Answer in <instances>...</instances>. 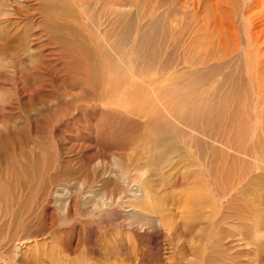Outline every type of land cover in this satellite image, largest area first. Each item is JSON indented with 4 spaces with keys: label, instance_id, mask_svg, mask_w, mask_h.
Listing matches in <instances>:
<instances>
[{
    "label": "bare ground",
    "instance_id": "bare-ground-1",
    "mask_svg": "<svg viewBox=\"0 0 264 264\" xmlns=\"http://www.w3.org/2000/svg\"><path fill=\"white\" fill-rule=\"evenodd\" d=\"M12 1L13 4L37 1V4L32 8L30 7L33 4L30 6L28 5L29 7L24 5L25 7L23 8H17L19 13L20 10L21 13L23 10L30 11V9L35 11V15L31 17L26 15V11V14L22 13L28 16L27 19L24 17L6 19L8 14L5 12L3 13L2 8L0 9V251L5 249L4 252L9 253L16 262L17 259L26 260L28 258L32 259L35 256L34 253H29L28 246L20 240V236L17 238V229L22 226L23 222H28V218L31 217L34 218L33 226L30 228H22V232L37 229L40 222L45 220L44 213L46 207H44V205L51 201L53 197V185L57 182L59 177L78 175V178H80V175L89 174L91 162L93 159L101 157V154H106L110 150L111 152L115 150L125 151L130 148L132 150V160L140 165L138 174H141L140 177H143L144 180L137 181L135 179L137 176L131 171L134 175L132 176L133 178L136 176L134 180L139 182L138 186L141 190H144L143 183L146 181L145 190L150 194L147 193L148 195H142L144 197L143 200L141 198L142 196H139L137 191L135 192L134 190L132 196L134 197V201H131L130 204L126 201L129 206L125 205V207L132 208V210L138 209L141 214H146L149 212V208H151L150 202L152 200L155 199L159 204L160 202L157 200L163 197L166 198L168 195L166 192L168 190L174 189L175 191L178 189V186L170 189V187L164 183L166 173L164 169H167L166 167L173 161L179 158H185L186 154V149L184 150L183 148L182 151H184V154L181 152L182 154L175 155L179 153V149L171 147L170 140H164L163 137L161 138L162 135L156 130L157 128H153L154 124H156V126H158V124L169 125L172 119L170 121L168 119L167 121L166 118L167 116H171L173 118L175 117L178 123L190 127V129L192 128L204 137H211L210 135H213L214 132L211 134V131L205 128L207 125H199V119L197 121L195 120V123H198V125H195L187 116L188 111H190L192 107V100L190 98L193 94L196 95V87L201 84L198 78L204 75L203 72L200 75L199 72H201V70L197 69L198 66L204 67L202 63H200L201 65L199 64V60L197 59L198 56H201L198 55L200 53L199 50L204 49V45L200 46L201 41L203 42V37L199 38L201 36H198L199 34L195 35L197 34L196 32H194V34H188V26L185 25V20L184 22L183 20H178L177 22L175 19L176 13L171 4L172 0ZM186 3H183L182 6L187 8ZM184 14L186 15V13ZM59 21L64 22L66 28L69 30L71 29L70 31H73L76 35H84L82 39L85 38L86 41L83 42V40H81L82 42H78L81 38L78 39L76 35H74V37L78 39L77 42H75L76 39L73 38L71 40L66 38L69 36L64 37L62 34L60 38H58L60 39L59 41L62 42V44H58L60 45V49L56 47L53 48L50 55H46L35 64V60L37 59L33 57L32 46H28L30 45V38L32 37L30 30H36V26H38L41 34L44 33L45 30L48 34L50 30L51 32L54 30L51 29L53 23L57 25V28L60 26V24H58ZM61 27L60 30H62ZM94 27L95 32L93 31L94 33L88 36V29H93ZM60 30L58 29V32ZM54 32L57 33V31ZM46 33L42 35H47ZM49 34L51 40L57 41L55 40V36L51 35L50 32ZM59 35L60 32L58 36ZM37 36L38 34L35 35L34 33V37L38 38ZM41 37L39 38L41 39ZM246 38L248 41V36ZM48 39L49 38H47L46 41H48ZM199 39L202 40L198 42ZM196 43L199 45H195ZM252 44L256 45V43ZM205 45V47H207V43ZM38 46L40 47L42 45L38 44ZM38 46L33 48L38 50ZM208 48L206 49L208 50ZM188 52H190L188 56H185ZM192 52H195V55H193ZM10 54H12V59L8 58ZM208 60L202 61L200 59L202 62L213 61L211 59ZM53 61L59 62L56 63L55 66H50ZM207 62L204 64L206 65L204 67L205 69L211 65L210 62L209 65ZM218 62L219 61H216L217 65H219ZM10 64L11 66L9 67ZM247 65L249 66L250 63L247 62ZM215 67L217 69V66ZM215 67L208 68V70H213ZM213 71L216 73L215 69ZM213 71H210V73H213ZM219 71L221 72V70ZM191 73L194 74L192 75ZM106 75L108 76L105 80ZM204 76H207L206 73ZM212 76L214 77V74ZM210 82H212V84L215 83V81ZM206 83L207 85L209 84L207 81ZM206 83L205 81L203 82V84H205L204 88L208 87ZM97 84H101V86L105 85V94L103 92L101 93L105 96L106 106L95 103L91 105L85 104L86 106L78 104V100L75 99L72 94L73 88L79 85L83 86L81 97L87 101H91L94 100V96L96 98L99 96L94 95V86ZM200 86H202V84ZM209 87L211 88V86ZM214 87L216 86L212 88L215 89ZM200 88L201 87H199V89ZM210 88L208 92L204 93H207V95L211 94ZM174 91H176V95L173 94ZM212 93H214V91ZM207 95L206 97H208ZM202 97L200 99L203 100ZM212 100L213 99H211V101ZM206 102L205 100V104ZM217 102L219 101L213 102V104L216 105ZM203 108H201L202 111ZM209 108H212V106ZM181 109L184 110L185 114L180 112ZM198 115L197 117L200 118ZM135 116L143 117L144 121H138L135 119ZM162 125L160 126L163 128V130H161L163 132L166 128L168 129L170 127ZM186 129L188 130V128ZM65 135L80 142V145L75 146V149H78L79 152L71 162H67L65 159L66 162L59 163L54 155L56 149L55 140L57 136L61 139ZM194 135L195 134H193V136ZM191 138H188L189 141H192ZM117 158L123 165L127 166V170L130 168L123 154H119ZM192 161L194 162V158H192ZM72 162L75 163V167L77 166V168H79L77 172L72 171ZM193 162L192 165H189V163L186 169L191 166H196ZM197 165L199 166L198 168H201V163H197ZM169 166L171 167L172 165ZM113 168L114 167H112V169ZM120 175H118V177ZM124 177H126V173L125 176L121 178ZM117 178H115L116 182L114 185L117 190H119L118 187L123 184H121ZM84 182L88 184L89 181ZM93 184L94 183H92V185ZM107 184L110 183L108 182ZM92 185H90V187ZM96 185L97 184H95V186ZM104 186L106 187V185ZM129 189L131 190V188ZM100 191L102 190L100 189ZM183 191H186L185 188L182 189V192ZM121 192L116 194L117 191L116 193L113 191L111 195L114 196L116 194L118 196L119 194H124ZM121 195L119 196L121 197ZM140 198L142 199L141 201L139 200ZM172 198L174 197L172 196ZM69 199L74 200V197L71 195ZM166 199L168 201V198ZM109 200H111L110 205L112 206L116 201L120 202L122 199L116 200L113 197V199L111 198ZM106 202L107 201H105V203ZM120 203H122V201ZM152 205L155 207V204ZM104 208H110V206H104ZM156 208L152 209V211L157 212ZM165 208H167L166 205ZM111 209L112 208L109 210V214ZM193 210L192 208L189 210L186 208L182 210L180 215L186 223L190 220H194L195 213H193ZM123 212L125 213L124 210ZM245 213L246 212L243 214ZM96 214L97 213H95V215ZM156 214H158V212ZM149 216H152V214ZM155 218H157L158 221L157 227L158 225H163L166 221L163 216H155ZM143 219L144 218L141 220ZM92 220L96 219L94 218ZM141 220L139 218V221ZM144 222L150 223L146 220ZM138 224L141 225L140 223ZM188 225L190 224L188 223ZM134 226H136V224H134ZM143 226L145 227V225ZM155 226L156 224L152 227L154 228ZM136 227L139 228V226ZM146 228L147 226L144 228V231ZM202 228L203 227L200 229ZM162 230L161 228V232ZM139 234L141 235V233ZM47 247H50V245ZM13 250L16 251L14 255H12ZM47 250H43L42 254H46ZM210 256L211 255L206 254L204 262L209 260ZM198 258H200V256ZM52 262L54 264H73L66 262V260H56Z\"/></svg>",
    "mask_w": 264,
    "mask_h": 264
},
{
    "label": "rangeland",
    "instance_id": "rangeland-1",
    "mask_svg": "<svg viewBox=\"0 0 264 264\" xmlns=\"http://www.w3.org/2000/svg\"><path fill=\"white\" fill-rule=\"evenodd\" d=\"M10 1L5 0L4 2V0H0V9L2 8L3 13L8 14H6L7 17L5 16L6 19H14L15 17L27 19L28 16L26 15H29V17L35 15L34 10H23V14L27 12L26 15H23L21 10L19 13L18 9L33 4L30 7L32 8L37 4V1L26 2L27 4L25 2L13 4V1ZM183 3H186L188 9L182 6ZM171 4L176 13L175 19L177 22L178 20H183V22L185 20V25L188 26L187 33L194 34L196 32L197 34L195 35L199 34L198 36H201L199 38L203 37V42L201 41L202 39L198 41H201L200 46L204 45V49L199 50L200 53L198 55L202 56H198L197 58L199 64L202 63L205 67L206 65L204 64L207 61H202L209 58L213 61L215 59L214 62L209 61L210 59L208 60L212 67L211 65L206 69L201 66L197 67V69L201 70L199 72L200 75L203 72L207 76L201 75L198 78L202 86L198 83L199 86L196 87L195 93L196 95H200L196 96L193 94L194 96H191L192 107L187 113L189 119L194 123L195 120L199 119V125H207L208 128H205L211 131V134L214 132L213 135H210L211 137H204L192 128L190 129V127L178 123L176 118L174 117V119L171 116H167L166 120L168 121L169 119L170 121L172 119L173 121L171 120L169 125L164 124L166 127L170 126L169 130L166 128L164 132L161 131L163 128L160 125L162 124H158L160 128L156 124L153 126V128L156 127V130L160 132L161 138L163 137L164 140L171 141V147L179 149V153L175 155L184 154L182 150L183 148L184 150L186 149L185 158L173 161L174 163L169 164L172 165V168L168 165L167 169H164L166 172L164 178L167 182L164 181V183L170 189L178 186L177 192L174 189L168 190L166 192L170 196H166L168 201L163 197L157 200L160 202L159 204L155 199L152 200L150 207H154L152 204H155L154 208L157 207L158 212L156 214L157 212L152 211L154 208H149L148 213L152 214V216L142 212L143 215L138 209L137 211L127 207L131 201H134V197H132L134 190L135 192L137 191L139 196L148 195L147 193L149 192L145 190L146 181L143 183L144 190H141L137 181L144 180V178L140 177L141 174H138L140 165L132 160L133 156H131L132 150L130 148L125 151L115 150L111 152L110 150L108 151L109 153L101 154V157L93 159L89 166V174L80 175V178L77 175L61 176L57 179V182L53 185V197L49 203L44 205L46 207L44 213L45 220L40 222L37 229L27 232L21 231L22 228L33 226V217L28 218L29 221L23 222L22 226L17 229V238L20 236V240L28 246L29 253H34L33 260L31 258L26 260L17 259L18 261L16 260L15 262L12 256L4 252L5 249H3L0 251V264H54L52 261L55 262L56 260H66V262L73 264H83L84 262V264H102V262L103 264H264V0H172ZM58 24L60 26L57 28V25L53 23L51 29L54 30L52 32L48 30L51 35L55 36V40L57 41L51 40V36L49 32L48 34L46 33V30L42 34L46 33L47 35H42L38 26H36L38 30L36 28V30H30L32 37L28 46H32L33 57L37 59L35 60V64L46 55H50L53 48L60 49V45L58 44H62V42L58 38L62 34L64 37L69 36L66 38L71 40L73 38L76 39V41L74 40L75 42L79 38L81 39L78 42H82L81 40L83 42L86 41L85 38L82 39L84 35H76V33L70 31L71 29H67L64 22L59 21ZM60 27L62 30H60ZM58 29L60 30L59 36ZM94 30L95 27L88 29L89 34L86 32L87 35H92L95 32ZM54 31H57V33ZM34 33L35 35L38 34V38L42 36L41 39L34 37ZM247 36L249 38L248 41ZM47 38H49L48 41H46ZM206 43L207 47H205ZM252 43H256V45ZM38 44L42 46L39 47ZM248 44H252L253 46L248 47ZM195 45L199 44L196 43ZM35 46H38V50L34 49L36 48ZM189 53H186L185 56H188ZM192 54L195 55V52H192ZM11 55H9V59H12ZM216 61H219V65L222 66L217 65ZM58 62L53 61L50 66H55ZM209 62H207L208 65ZM247 62L250 63L249 66ZM213 66H217V69L216 67L214 68L216 73H214V69L208 70V68H213ZM219 67L222 68L220 69ZM210 71H213V73H210ZM191 74L193 75L194 73ZM213 74L214 77L212 76ZM107 76H105V80ZM208 79L213 82L215 81V83L212 84ZM204 81L205 83L206 81L210 82L208 85L206 83V86H211L209 88L212 95L204 93L209 90L208 87L204 88ZM212 85L216 86L214 87L215 89L212 88ZM104 86H101V84L94 86V95L99 96L97 98L94 96V100L91 101H87L81 97L83 88L81 85L75 86L72 94L78 100V104L86 106L85 104L91 105L95 103L106 106ZM199 87H201V90ZM212 90L214 93H212ZM175 93L176 91L173 92L174 95H176ZM201 97L203 100L200 99ZM211 99L213 100L211 101ZM205 100L207 101L206 104ZM216 101L219 102L216 105L213 104ZM211 106L212 108H209ZM201 108H203V111ZM180 112L185 114L183 109ZM195 113L197 115L199 113L198 116L200 118ZM135 119L144 121L143 117L140 116H135ZM196 123L195 125H198ZM193 134L195 135L193 136ZM188 138H191L193 143ZM55 141L56 149L54 155L57 158V162L63 163L66 160L67 162H71L79 152L78 149H75V146L80 145V142L75 141L68 135L63 136L61 139L57 136ZM119 154H123L126 161H128L130 166L128 168L129 171L127 170V166L123 165L117 158ZM192 158H194V162ZM192 162L196 166L186 169L189 163V165H192ZM197 163H201V168H198ZM74 164L73 162L71 163V169L73 172H77L79 168L75 167ZM111 165L114 167L113 169ZM131 171L137 176H135L136 178L134 177L137 181L134 180V175ZM125 173L126 177L121 178L125 176ZM118 175L120 176L118 177ZM115 178L119 179L118 181L123 184L118 187L119 190L114 185L116 182ZM84 181L89 182L85 184ZM108 182L110 184H107ZM92 183L94 184L92 185ZM95 184L97 185L95 186ZM90 185L92 186L90 187ZM182 187L186 191L182 192V189H184ZM95 189H99L98 191L101 189L102 191L98 192ZM113 191L115 193L117 191L116 194L122 191L124 193L122 195L124 196L121 194H119L121 197L116 194L113 196L111 195ZM71 195L74 197V200L69 199ZM112 196L116 200L122 199V203H120L121 201H116L115 204L117 205L111 206V200L109 199H113ZM141 198L144 200L143 196ZM141 198L139 199L140 201L142 200ZM105 201L107 202L105 203ZM125 205L127 206L125 207ZM165 205L167 208H165ZM104 206L112 208L110 214V208H104ZM185 208L188 210L194 209L193 213L196 214H194V220H190L187 223L180 215ZM114 210L117 211L115 212ZM244 212L246 213L243 214ZM95 213L100 217L97 214L95 215ZM155 216H163L166 220L165 223L157 227L158 221ZM94 218L96 220H92ZM139 218L140 220L144 218V221L146 220L150 223L143 220L139 221ZM134 224L139 226V228L134 226ZM142 224L145 227L147 226L148 229L146 228L144 231L145 227ZM155 224L156 226L153 228L152 226ZM160 227L164 231L162 230L161 232ZM201 227L203 228L200 229ZM49 245L50 247H47ZM43 250H47L46 254H42ZM15 253L16 251L13 250L12 255ZM204 254L211 255L209 260L205 262ZM199 256L200 258H198Z\"/></svg>",
    "mask_w": 264,
    "mask_h": 264
}]
</instances>
